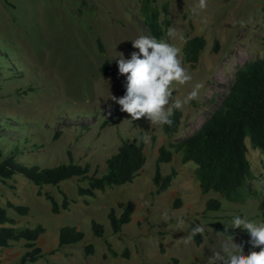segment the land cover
Segmentation results:
<instances>
[{
	"label": "rangeland",
	"instance_id": "1",
	"mask_svg": "<svg viewBox=\"0 0 264 264\" xmlns=\"http://www.w3.org/2000/svg\"><path fill=\"white\" fill-rule=\"evenodd\" d=\"M152 5L159 10V19H163L160 7H166L168 26L161 39L181 49V64L192 75L187 84L173 82L172 101H183L195 84L204 85L198 99L178 109L180 125L171 136L163 135L161 125L150 124L147 118L131 121L110 99L125 93L126 77L118 73L117 56L123 53L130 59L138 51L132 41L149 36L138 0H0L1 158L49 168L66 163L69 152L72 162L88 164L97 177L104 174L103 162L120 141L140 144L145 159L130 183L105 188L93 197L77 196L76 186H86L77 178L56 187L42 186L41 192L50 194L57 205L59 192L69 200L68 209L57 215L22 176L0 178V207L15 222L10 227L43 228L34 244L39 257L25 264H208L212 253L228 240L212 224L232 230L234 242L243 243L245 254L250 237L246 230L231 227L233 218L264 222V151L253 149L247 137L243 143L250 176L233 202L212 192L202 195L195 165L182 164L180 153L170 148L192 135L218 108L238 67L264 57V0H207L205 9L199 8V0H152ZM170 28L176 30L171 38ZM193 37L202 38L205 45L192 68L183 63L182 46ZM160 146L171 152V160L159 164V173L166 176L173 171L174 176L156 195L151 178ZM208 199L219 201L217 211H204ZM126 201L134 204V212L129 223L113 234L106 214L114 208L117 215L115 203ZM7 204L26 207V215H18ZM180 219L183 228L178 227ZM91 221L102 226L100 238L92 236ZM190 223L205 228L198 247L186 242ZM61 227L79 231L81 241L58 247ZM106 243L115 257L109 255ZM24 244L10 242L1 248L0 264H19L27 251ZM87 244L93 253L84 256Z\"/></svg>",
	"mask_w": 264,
	"mask_h": 264
},
{
	"label": "trees",
	"instance_id": "2",
	"mask_svg": "<svg viewBox=\"0 0 264 264\" xmlns=\"http://www.w3.org/2000/svg\"><path fill=\"white\" fill-rule=\"evenodd\" d=\"M139 12L143 25L151 37L161 39L168 26L166 20V7L162 5L160 11L163 19H159V10L152 5V0H138ZM97 48L101 51L100 43L97 41ZM204 40L200 37L186 39L182 46L183 63L194 67L197 59L204 48ZM106 67V64H104ZM105 72L104 68L100 69ZM181 113L174 110L173 124L171 126L161 125V131L165 136H171L178 131ZM247 137L253 149L264 151V57L242 64L236 69L233 81L221 100L217 109L190 135L170 148L174 152L180 153L182 164L192 162L195 165L194 176L199 192L205 195L212 192L220 199L228 202L237 201L239 192L244 186L245 180L250 176L249 164L245 159L244 138ZM67 162L54 167L39 168L37 166H22L14 162L12 157L1 158L0 154V178L9 179L12 175L18 174L36 187L35 195L42 196L49 203V211L57 215L60 211H66L69 200L63 192L59 205L53 200L50 194L41 192L42 186L56 187L60 182L77 178L85 181L86 186H76L78 197H93L95 192L103 191L111 186H120L130 183L137 175L144 164L142 147L135 141H120L115 152L104 160V174L97 177L89 172V165L74 163L71 155L66 152ZM171 152L165 147L157 149L154 173L151 178L155 186V194L163 193L174 172L171 171L166 176L159 173V164L169 163ZM178 200L174 202L177 206ZM18 215L24 216L27 213L26 207L12 206L7 204ZM119 210L116 215L114 208H110L106 214L110 232L116 234L121 227L128 224L130 216L134 212V204L131 201L115 203ZM219 201L208 199L204 203V211H217ZM15 222L6 217L4 210L0 207V249L5 248L10 242H24L27 251L22 255L19 264L34 262L39 257V249L34 248L36 239L43 233L41 226L31 229L14 231ZM197 226L190 223L187 233ZM216 231L228 237L233 235V231L221 227L219 224L211 225ZM90 230L93 237L100 238L103 234L102 226L94 221L90 222ZM82 239V234L73 227H61L57 233L58 247L75 244ZM201 235L193 238V244L198 247L201 244ZM109 255L115 257V253L110 250L106 243ZM259 248L249 247V251H259ZM84 256L93 253L90 244L82 248ZM122 255V254H121ZM123 256H126L124 252Z\"/></svg>",
	"mask_w": 264,
	"mask_h": 264
},
{
	"label": "clouds",
	"instance_id": "3",
	"mask_svg": "<svg viewBox=\"0 0 264 264\" xmlns=\"http://www.w3.org/2000/svg\"><path fill=\"white\" fill-rule=\"evenodd\" d=\"M207 0H199V8L205 9ZM167 35L171 38L176 30L170 28ZM132 47L138 49L125 59L119 53L118 73L126 77L125 93L121 97L110 95V99L120 106V110L128 114L131 121L147 118L150 124H173L174 110L182 109L184 105L199 98L203 83H197L183 101H172L173 82L181 85L192 80V75L182 66L179 56L181 49L163 39L140 35L132 41ZM166 218V217H165ZM184 220L178 221V227L183 228ZM232 228L246 230L249 234L248 243L257 251L244 254L243 243H235L229 235L220 249L212 253L208 264H264V222L256 223L246 217L233 218ZM205 233L204 226L197 225L191 229L186 242H191L197 235Z\"/></svg>",
	"mask_w": 264,
	"mask_h": 264
}]
</instances>
